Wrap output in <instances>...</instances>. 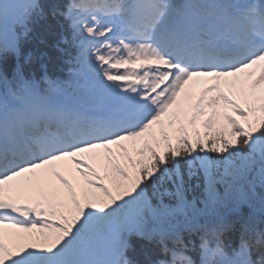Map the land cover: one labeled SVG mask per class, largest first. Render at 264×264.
<instances>
[{
  "label": "snow or ice",
  "instance_id": "6c2138e0",
  "mask_svg": "<svg viewBox=\"0 0 264 264\" xmlns=\"http://www.w3.org/2000/svg\"><path fill=\"white\" fill-rule=\"evenodd\" d=\"M0 264H264V0H0Z\"/></svg>",
  "mask_w": 264,
  "mask_h": 264
}]
</instances>
